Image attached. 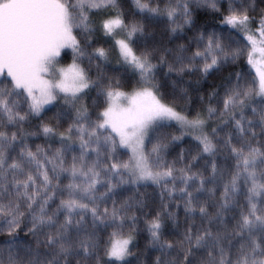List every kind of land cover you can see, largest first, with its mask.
<instances>
[{
	"label": "snow or ice",
	"instance_id": "1",
	"mask_svg": "<svg viewBox=\"0 0 264 264\" xmlns=\"http://www.w3.org/2000/svg\"><path fill=\"white\" fill-rule=\"evenodd\" d=\"M0 264H264V0H0Z\"/></svg>",
	"mask_w": 264,
	"mask_h": 264
}]
</instances>
